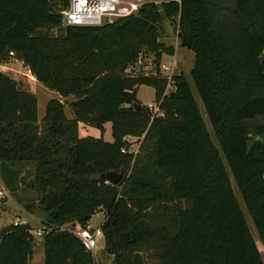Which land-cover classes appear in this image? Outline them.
Listing matches in <instances>:
<instances>
[{"label":"trees","instance_id":"obj_1","mask_svg":"<svg viewBox=\"0 0 264 264\" xmlns=\"http://www.w3.org/2000/svg\"><path fill=\"white\" fill-rule=\"evenodd\" d=\"M159 1L113 24L64 27L70 0H0V65L20 61L60 97L40 121L36 95L0 71V178L13 195L37 193L19 203L46 224L85 229L105 213L114 264H147L152 253L159 264H264L232 182L264 247V0ZM166 22L194 54L203 110L183 74L165 95L161 62L176 55L162 42ZM147 54L158 75L128 76ZM142 86L161 116L135 111ZM70 97L73 120L61 101ZM109 123L113 143L80 138V124L104 134ZM110 172L123 175L119 185L100 181ZM32 228L1 231L0 264H32ZM41 242L44 264H98L70 232Z\"/></svg>","mask_w":264,"mask_h":264},{"label":"rangeland","instance_id":"obj_2","mask_svg":"<svg viewBox=\"0 0 264 264\" xmlns=\"http://www.w3.org/2000/svg\"><path fill=\"white\" fill-rule=\"evenodd\" d=\"M164 29L165 32L163 35L162 42L169 47H174L176 49V55L174 58L164 56L161 62V66L166 65L172 68L174 64L177 65L174 76L183 74L189 78L190 86L196 96L200 108L203 110L195 86L193 82L190 80V73L194 66V54L180 46V43L177 39V35L175 33V28L170 22L165 23ZM53 34L56 35L57 31H55ZM144 59H145L144 64L152 66L154 70V74H158V70L156 69L154 62L155 61L154 55L147 54L144 57ZM0 71L11 77L20 85H22L23 88L36 95L38 99L40 121H42V119L45 117L46 108L49 102L55 99H60V97L56 92L50 91L46 89L44 86H42L40 83H38L37 80L30 73V71L24 66V64L18 60L13 59L7 64H1ZM169 74L170 72L162 71V75L164 76ZM138 100L144 107L156 105L155 90L147 86L140 87L138 90ZM61 101L66 105V109H65L66 116L68 117V119L73 120L74 115L71 108V104L75 102V98L70 97L67 99H61ZM79 133H80V138H95V139L103 138L108 143L114 142L113 127L111 123L105 126L104 134H102L99 130L95 128H92L90 126H85L83 124H80ZM128 143L130 144L131 152H137L139 150L141 143L138 139L129 138ZM24 175L28 177L29 183L33 180L34 175H28V170L24 172L23 176ZM232 182L237 198L240 202L241 208L248 221L251 235L254 241L258 243V247L262 252V259L264 261V247L260 243L259 234L247 211L242 194L239 188L237 187L236 183L234 182L233 178H232ZM2 186L6 187L3 179L0 178V187ZM36 198H37V193L33 191L29 186L28 187L20 186V190L18 191L17 196L9 192V196L0 200V233L6 227L13 225L14 223H21L24 220L27 221L33 228L41 229L43 225L42 222L46 219L47 216L43 212L37 211L35 215H33L34 218H32L19 203V200L31 201V200H35ZM104 222H105V213L100 212L99 214L94 216L92 222L90 223V226L93 229L97 230L101 228ZM98 246L100 248L97 259L98 264H114V258L112 256L105 254L104 252V248H105L104 239H101L99 241ZM44 261H45V255H44L41 239H36L32 264H44ZM147 264H159V261L155 259L153 253L151 254L150 258H147Z\"/></svg>","mask_w":264,"mask_h":264},{"label":"built area","instance_id":"obj_3","mask_svg":"<svg viewBox=\"0 0 264 264\" xmlns=\"http://www.w3.org/2000/svg\"><path fill=\"white\" fill-rule=\"evenodd\" d=\"M181 3V0H173ZM160 4L159 0H70V5L67 10L62 13L64 27H102L107 24H113L117 20L136 16L140 13L142 8L148 4ZM173 61V60H172ZM145 59L140 57L139 61L130 66L127 70V75L130 77H137L140 75H153L154 70L150 65L144 64ZM177 65L174 64L172 68L163 65L160 68V75L168 80V89L165 95H169L174 90L173 79ZM162 71L170 72L169 75H162ZM157 76L158 74H154ZM147 109L152 112L154 117L162 115L161 103H156L154 106H149ZM126 152L125 150L123 151ZM137 153V152H135ZM9 196L8 190L2 186L0 187V200ZM30 217L34 218L33 215ZM45 224L41 229L32 228L29 233L35 239H42L52 231L70 232L77 236L83 243L87 251L91 252L96 260L100 251L99 241L104 239L103 233L100 229H93L91 226L82 228L77 225L74 228L58 227L51 224ZM27 221L21 223H14V226H28ZM47 227V228H46Z\"/></svg>","mask_w":264,"mask_h":264},{"label":"water","instance_id":"obj_4","mask_svg":"<svg viewBox=\"0 0 264 264\" xmlns=\"http://www.w3.org/2000/svg\"><path fill=\"white\" fill-rule=\"evenodd\" d=\"M133 107L135 108V111L137 112H139L142 109V105H140L139 103H134ZM122 180H123V175L117 172H110L100 177L101 182L109 183L114 186L119 185Z\"/></svg>","mask_w":264,"mask_h":264},{"label":"crops","instance_id":"obj_5","mask_svg":"<svg viewBox=\"0 0 264 264\" xmlns=\"http://www.w3.org/2000/svg\"><path fill=\"white\" fill-rule=\"evenodd\" d=\"M44 260V259H43Z\"/></svg>","mask_w":264,"mask_h":264}]
</instances>
